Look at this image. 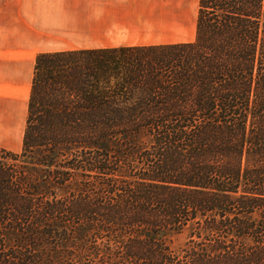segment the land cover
<instances>
[{
	"label": "trees",
	"instance_id": "1",
	"mask_svg": "<svg viewBox=\"0 0 264 264\" xmlns=\"http://www.w3.org/2000/svg\"><path fill=\"white\" fill-rule=\"evenodd\" d=\"M0 264H264V0H199L191 42L38 55Z\"/></svg>",
	"mask_w": 264,
	"mask_h": 264
},
{
	"label": "crops",
	"instance_id": "2",
	"mask_svg": "<svg viewBox=\"0 0 264 264\" xmlns=\"http://www.w3.org/2000/svg\"><path fill=\"white\" fill-rule=\"evenodd\" d=\"M164 5L163 0H0V147L21 150L39 54L171 44Z\"/></svg>",
	"mask_w": 264,
	"mask_h": 264
},
{
	"label": "rangeland",
	"instance_id": "3",
	"mask_svg": "<svg viewBox=\"0 0 264 264\" xmlns=\"http://www.w3.org/2000/svg\"><path fill=\"white\" fill-rule=\"evenodd\" d=\"M163 2L165 5L162 13L164 17H169L171 20L170 39L173 42L171 44L193 41L196 33L199 0H163ZM156 9L160 8L157 6Z\"/></svg>",
	"mask_w": 264,
	"mask_h": 264
}]
</instances>
